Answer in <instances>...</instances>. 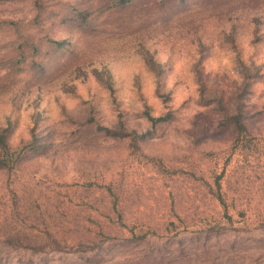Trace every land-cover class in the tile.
Segmentation results:
<instances>
[{
    "label": "rangeland",
    "instance_id": "374dc122",
    "mask_svg": "<svg viewBox=\"0 0 264 264\" xmlns=\"http://www.w3.org/2000/svg\"><path fill=\"white\" fill-rule=\"evenodd\" d=\"M2 133L0 264H264V0H0Z\"/></svg>",
    "mask_w": 264,
    "mask_h": 264
},
{
    "label": "trees",
    "instance_id": "16d2710c",
    "mask_svg": "<svg viewBox=\"0 0 264 264\" xmlns=\"http://www.w3.org/2000/svg\"><path fill=\"white\" fill-rule=\"evenodd\" d=\"M224 117H225V122L226 123H230V125H234L236 122L237 123H240V125H242L241 124V122L239 121L240 120V115H237V114H234V115H230V114H224ZM150 119H151V121L152 122H154L155 124L157 123V122H160V121H163L164 120V118H154V117H151L150 116ZM236 125V124H235ZM4 137V134L2 133L1 134V136H0V149L1 148H3V149H6L7 147H8V145H7V143L5 142V138H3Z\"/></svg>",
    "mask_w": 264,
    "mask_h": 264
}]
</instances>
